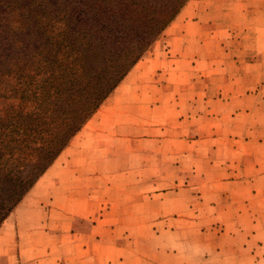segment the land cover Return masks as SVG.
<instances>
[{
	"label": "rangeland",
	"instance_id": "rangeland-1",
	"mask_svg": "<svg viewBox=\"0 0 264 264\" xmlns=\"http://www.w3.org/2000/svg\"><path fill=\"white\" fill-rule=\"evenodd\" d=\"M45 1L0 0V48ZM88 151L111 160L115 190L88 218L41 204L19 219L43 173L0 224V264H264V0H186L51 168ZM127 170L146 212L124 210ZM229 236H256L255 258L222 255Z\"/></svg>",
	"mask_w": 264,
	"mask_h": 264
},
{
	"label": "trees",
	"instance_id": "trees-1",
	"mask_svg": "<svg viewBox=\"0 0 264 264\" xmlns=\"http://www.w3.org/2000/svg\"><path fill=\"white\" fill-rule=\"evenodd\" d=\"M186 0H46L0 48V224ZM62 2V3H61Z\"/></svg>",
	"mask_w": 264,
	"mask_h": 264
},
{
	"label": "crops",
	"instance_id": "crops-1",
	"mask_svg": "<svg viewBox=\"0 0 264 264\" xmlns=\"http://www.w3.org/2000/svg\"><path fill=\"white\" fill-rule=\"evenodd\" d=\"M129 151H131V146L129 147ZM90 152L91 151H88V153L80 156L78 161L73 162L68 160L65 166H63L64 170H61V173L58 175H56L55 170H52L51 168L54 167V163L51 164L44 172V174L46 175L47 173V175L44 177L43 181H37L35 183V188H33L34 186L32 187L33 191L31 192V195H25L17 205L16 212L19 216V219L20 217H30L33 214V211L41 208V204H50V211H55L57 210L56 207H58L61 215L69 217L72 220L81 217L88 218V216L91 215L93 211H96L95 204L99 200L98 195H101V192H104L105 190L108 192L115 190L116 186L115 182L113 181L115 174L113 175L110 167L107 166V164L106 166H103V163L105 164L106 161L107 163L111 162L109 158ZM130 159H132L131 155H129L127 159L125 158V162L128 160L130 161ZM79 164L82 165L79 166ZM123 174L125 178H128L129 182H125L123 184L122 193L125 196H129L130 201L124 202V210L130 213L135 210L146 212V200L142 198L147 195V190L143 188L145 186L143 183H141V180L139 185L132 186L131 179L133 176L131 170L124 171ZM105 179L109 180V182H100L101 180L104 181ZM40 184H42L45 188L44 194H38V196H41V198H36L32 195L33 193H36L40 190ZM78 195L81 198H79ZM81 195L88 196L87 198L89 199H85L86 197H82ZM73 196L76 197L73 198ZM136 196H139V202L132 204V197L135 199ZM110 207L111 206H109V209L113 210ZM236 222L229 221L226 226H233ZM127 224L130 226L131 223L128 222ZM229 238L231 239L230 242L234 243L235 245L228 246L225 249L223 247L220 248L219 252L222 253V255L227 253V258L234 257L235 259L239 260L243 255L242 253L246 252L247 255L253 256V258H255L254 253L256 251L254 249L260 247L259 245H256V236H250L249 238L229 236ZM215 252L218 253L216 249Z\"/></svg>",
	"mask_w": 264,
	"mask_h": 264
}]
</instances>
